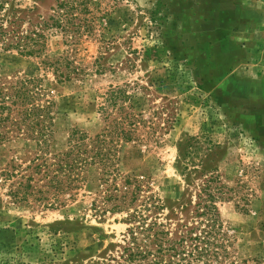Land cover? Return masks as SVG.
<instances>
[{"label": "rangeland", "instance_id": "rangeland-1", "mask_svg": "<svg viewBox=\"0 0 264 264\" xmlns=\"http://www.w3.org/2000/svg\"><path fill=\"white\" fill-rule=\"evenodd\" d=\"M17 1L45 16L57 4ZM226 1L85 0L87 10L76 11L81 24L47 40L49 57H66L76 70L68 80L59 81L44 57L1 45L0 74L42 80L45 97L56 104L57 149L72 127L92 135L101 129L95 100L110 86L141 94L142 132L152 136L122 143L118 184L133 177L163 198L196 201L214 177L232 254L264 264V50L261 40L249 45L260 30L261 8ZM33 151L21 138L0 144V264H51L61 257L77 264L114 252L126 213L97 212L94 186L64 194L55 207L34 196L15 200L12 190L25 182ZM75 250H82L80 259Z\"/></svg>", "mask_w": 264, "mask_h": 264}, {"label": "trees", "instance_id": "trees-1", "mask_svg": "<svg viewBox=\"0 0 264 264\" xmlns=\"http://www.w3.org/2000/svg\"><path fill=\"white\" fill-rule=\"evenodd\" d=\"M84 1L57 0L45 16L17 0H0V45L23 56L44 57L42 63L59 81L68 80L76 70L66 57H49L47 40L55 32L66 33L81 24L76 11L87 10ZM41 81L32 76L8 81L0 74V144L14 137L34 146L22 176L25 182H17L12 196L16 201L34 196L45 206L55 207L64 204V194L71 197L82 186L92 185L97 190L93 202L97 212L126 213L127 228L117 249L77 264H246V259L232 254L214 177L200 188L196 201L163 198L133 177H127L122 187L118 184L116 164L122 143L142 144L148 141L147 134L152 136L142 132L146 122L136 101L141 94L110 86L95 100L104 122L101 129L92 135L72 127L65 145L57 149L56 104L45 97ZM184 170L191 173L188 163ZM81 251L75 250L79 259ZM61 258L51 264H69L68 258Z\"/></svg>", "mask_w": 264, "mask_h": 264}, {"label": "crops", "instance_id": "crops-1", "mask_svg": "<svg viewBox=\"0 0 264 264\" xmlns=\"http://www.w3.org/2000/svg\"><path fill=\"white\" fill-rule=\"evenodd\" d=\"M236 0H230V1H226L227 5H231L235 2ZM242 4L243 6H249L251 7L252 4H256L257 6H259L261 8V12H258L257 17L255 18L261 25H264V0H254L252 1V3H250V0H242ZM259 26L260 30L258 33V36H252L249 40V45L253 46L255 45V40H261L262 41V46H260V48L262 50H264V26Z\"/></svg>", "mask_w": 264, "mask_h": 264}]
</instances>
